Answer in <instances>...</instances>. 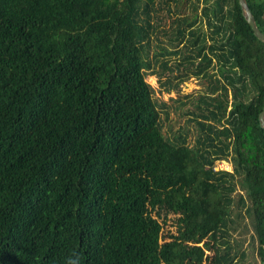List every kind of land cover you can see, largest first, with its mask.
<instances>
[{
    "label": "trees",
    "instance_id": "obj_1",
    "mask_svg": "<svg viewBox=\"0 0 264 264\" xmlns=\"http://www.w3.org/2000/svg\"><path fill=\"white\" fill-rule=\"evenodd\" d=\"M246 2L264 33V0ZM149 74L164 92L205 87L175 98V131ZM263 104L264 42L238 0H0V264H127L157 247L109 230L139 174L169 185L157 213L172 227L170 260L135 264H243L246 238L263 261Z\"/></svg>",
    "mask_w": 264,
    "mask_h": 264
},
{
    "label": "rangeland",
    "instance_id": "obj_2",
    "mask_svg": "<svg viewBox=\"0 0 264 264\" xmlns=\"http://www.w3.org/2000/svg\"><path fill=\"white\" fill-rule=\"evenodd\" d=\"M188 4V3H187ZM186 4V5H187ZM171 18L165 17L162 27L168 32L171 30ZM165 41V37L161 36ZM156 41H152L154 47ZM168 47V46H167ZM173 50H175L173 48ZM152 49L150 50L149 56L152 55ZM178 57V54H171L170 59L173 60ZM157 68V64L154 66ZM148 83H150L155 89V97L158 101H164L169 106L168 108V119L164 121L163 130L170 129L177 130L179 127L185 124L186 117L188 114L182 112L179 113L174 110V105L177 104L175 101L176 97L180 96L181 100L185 98L183 95H195L204 91L205 87L198 81L197 78L190 76L183 82L180 83L179 92L171 91L164 92L160 90V85L156 80V76L148 75L146 77ZM170 127V128H169ZM193 136L190 135L189 140L193 142ZM217 168H224L231 170V165L226 161H217L214 166ZM140 175V174H139ZM142 179L141 183L134 185L127 189L125 192H121L118 189V197L122 203L128 205L134 204L131 211L123 210L121 213L114 212L109 214L108 212V224L109 230L112 235L117 236L120 243H126L133 237L144 238L157 236L158 245L145 242L140 248L133 247V250L124 253V263L135 264L134 254L138 255V259L145 262L147 258L159 257L162 263H166L170 260L168 252L165 250V239L161 236L168 228L172 226H161V219L157 213V207L160 201L165 197L168 184L163 182V178L153 179L150 175H140ZM134 211H137L135 214ZM171 229V228H170ZM248 238L243 242L242 248L245 251V258L243 264H262L255 250L247 243ZM147 243V244H146ZM137 250V251H135ZM202 264H209L208 260H204Z\"/></svg>",
    "mask_w": 264,
    "mask_h": 264
},
{
    "label": "water",
    "instance_id": "obj_3",
    "mask_svg": "<svg viewBox=\"0 0 264 264\" xmlns=\"http://www.w3.org/2000/svg\"><path fill=\"white\" fill-rule=\"evenodd\" d=\"M242 15L244 16L245 20L249 23L253 34L260 40L264 42V33L261 32L259 30V28L257 27L256 23H255V19L247 5L246 0H238ZM259 123L260 126L263 128L264 130V104H263V108L262 111L259 113ZM264 264V260L263 263Z\"/></svg>",
    "mask_w": 264,
    "mask_h": 264
},
{
    "label": "built area",
    "instance_id": "obj_4",
    "mask_svg": "<svg viewBox=\"0 0 264 264\" xmlns=\"http://www.w3.org/2000/svg\"><path fill=\"white\" fill-rule=\"evenodd\" d=\"M215 168V167H214Z\"/></svg>",
    "mask_w": 264,
    "mask_h": 264
}]
</instances>
